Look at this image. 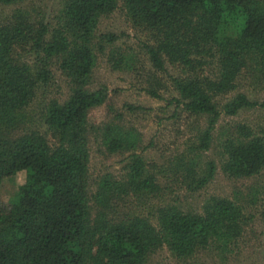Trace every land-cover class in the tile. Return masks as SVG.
Returning <instances> with one entry per match:
<instances>
[{"label": "trees", "instance_id": "1", "mask_svg": "<svg viewBox=\"0 0 264 264\" xmlns=\"http://www.w3.org/2000/svg\"><path fill=\"white\" fill-rule=\"evenodd\" d=\"M29 1L0 0L17 5L0 23V181L25 175L8 202L0 200V264H145L163 244L174 257L187 258L212 237L237 239L243 212L220 197L209 198L198 214L159 205L158 227L139 214L119 216L113 198L148 197L159 189L151 164L134 151L120 181L104 178L90 194L84 118L102 104L107 88L91 90L85 84L97 55L116 40L112 33L97 35L100 18L121 2L153 69L146 73L145 91L160 98L164 84L157 74L174 69L167 74L177 94L171 103L207 117L199 137V147L207 149L221 112L264 108V101L239 90L245 76L264 84V0H62L51 16L34 4L23 5ZM17 50L32 51L33 62L14 58ZM108 54L112 68L128 66L118 50ZM52 63L67 78L69 91L63 102L52 98L46 104L42 122L51 143L26 128L25 115ZM221 96L228 97L219 108ZM105 143L111 153L135 148L134 137L125 133H108ZM224 143V174L245 177L264 170V133L241 125ZM214 171L209 162L199 183Z\"/></svg>", "mask_w": 264, "mask_h": 264}, {"label": "rangeland", "instance_id": "2", "mask_svg": "<svg viewBox=\"0 0 264 264\" xmlns=\"http://www.w3.org/2000/svg\"><path fill=\"white\" fill-rule=\"evenodd\" d=\"M61 2L31 0L23 5L34 4L42 12L44 10L45 16H51ZM16 6L0 3V23ZM96 33L115 34L116 40L97 55L95 67L85 84L91 90L102 86L107 88L102 104L89 109L84 118L87 129L84 142L87 188L90 194L96 191L104 178L112 182L120 181L125 174L126 157L134 151L151 164L159 189L157 194L148 197L128 193L113 198L111 202L115 203L119 216L139 214L158 227L157 206L173 205L185 213L198 214L211 197L231 201L244 215L242 232L237 239L225 242L218 236L212 237L205 247L187 258L174 257L163 244L145 264H264V170L245 177H230L222 171L225 140L236 137L241 125L264 133V108L243 109L234 115L221 112L209 131V146L202 149L199 137L207 128V117L189 115L171 103L170 99L177 94L167 74L176 71L168 67L167 73L158 72L157 78L164 84L160 98L152 97L145 91L146 73L153 69L141 47L143 37L131 27L121 2L113 12L100 18ZM112 49L126 56L128 66L125 69L112 68L108 54ZM13 57L33 62V53L29 50H17ZM47 69L50 77L46 83L37 86L25 116L26 128L38 130L52 143L53 138L42 122L45 107L52 98L63 102L69 88L68 80L57 64L47 65ZM239 90L251 99L264 101V84L251 82L247 76L240 81ZM227 97L218 98L219 108ZM108 133L132 135L134 150L123 148L109 152L105 143ZM209 162L215 165L214 174L200 184L199 179L205 176ZM183 163H186L185 167ZM177 164H180L179 167ZM188 169L192 170L190 175ZM24 179L25 175L21 172L4 177L0 181V200L7 203Z\"/></svg>", "mask_w": 264, "mask_h": 264}]
</instances>
